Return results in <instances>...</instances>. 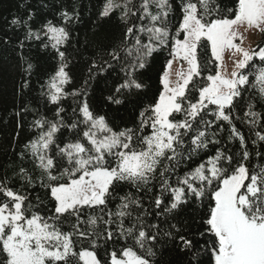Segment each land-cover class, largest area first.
Masks as SVG:
<instances>
[{
    "label": "snow or ice",
    "instance_id": "6c2138e0",
    "mask_svg": "<svg viewBox=\"0 0 264 264\" xmlns=\"http://www.w3.org/2000/svg\"><path fill=\"white\" fill-rule=\"evenodd\" d=\"M231 2L232 6L222 0H180V15L172 24L170 0H104L99 17L110 19L119 9L120 35L98 45L89 80L118 69L123 75L116 93L141 90L142 70L167 50L162 90L140 108L132 127L114 131L103 115L93 113L87 100L77 105L79 116L70 123L61 117L63 108L56 109L55 120L33 122L40 132L25 151L30 150L47 178L41 187L48 190L51 207L43 201L33 205L27 195L0 180V264H72L76 258L83 264H157L155 248L162 239L177 242L181 252L190 253V264H264V112L254 110L264 102V67L255 77L257 101L244 96L250 85L245 71L253 67L254 57L264 64V47H242L246 32L264 34V0ZM60 15L69 23L73 19L67 11ZM42 37L48 41H42L43 46L50 45L60 59L48 83L49 102L56 104L67 95L86 96L88 80L81 90H63L71 80L61 50L69 32L48 21L37 32L29 29L26 36ZM237 39L240 44L234 42ZM201 49L205 56L209 50L211 54L204 64ZM226 49H234L235 55L228 76L217 63ZM179 61L186 62L187 71L177 72L173 81L169 70ZM31 69L29 63L25 71ZM205 71L210 73L206 77ZM108 100L121 103L113 96ZM244 105L247 110L239 118L250 127L259 126L252 140L254 146L260 142L259 148L249 149L233 121V113ZM225 125L227 144L221 136ZM61 129L70 134L66 141L57 136ZM232 141L239 142L238 150L229 146ZM20 175L28 184L33 182L24 168ZM61 178L66 179L58 182ZM125 186L130 190L118 197L113 211L110 198L116 199L114 194ZM157 186L158 193L146 207L139 194L147 195ZM190 202L202 212L196 231L205 242L199 249L195 234L185 235L178 224L169 222V217L175 219L174 210ZM149 215L163 216L167 227L148 222ZM85 242L89 247L75 250Z\"/></svg>",
    "mask_w": 264,
    "mask_h": 264
},
{
    "label": "trees",
    "instance_id": "16d2710c",
    "mask_svg": "<svg viewBox=\"0 0 264 264\" xmlns=\"http://www.w3.org/2000/svg\"><path fill=\"white\" fill-rule=\"evenodd\" d=\"M115 2L120 3L121 0H115ZM170 2L174 6L170 22L175 24L180 15V0H170ZM222 3L232 6L231 0H222ZM103 5L104 0H0V180H7L10 187L27 195L33 205H39L40 201H43L44 204L51 207L50 197L47 195L48 190L41 187L42 179L44 183H47V178L43 175L42 170L36 167L39 162L30 150L25 151V145L36 139L40 132L39 129L33 127L35 120L41 118L55 120L57 119L56 109L63 108L61 117L65 123H70L79 116L77 105L81 101L87 100L93 113L103 115L109 127H112L114 131L132 127V121L138 116L140 108L153 101L162 90L160 75L164 70L163 65L166 63L165 57L168 56L167 50L159 52L156 61L150 60V66L142 70L145 87L141 90H132L131 92L124 90L122 93H116V87L122 82L120 77L123 75L118 69L116 71L108 70L103 75H96L89 80V66L93 56L99 50L98 45L107 43L113 37L120 35L118 25L120 10H115L110 19H101L99 13ZM64 11L73 16L70 23L60 15ZM153 11L155 12L156 9ZM29 15H31V19H29ZM14 19L19 23L13 24L12 20ZM48 21H52L57 27H65L70 34L69 41L61 47V50L66 53L68 64L66 71L71 77L70 82L63 85V90L67 93L81 90L84 87V82L88 80L86 96L67 95L61 97L56 104L49 102L48 83L55 75L60 59L50 45L47 48L43 46V43L48 42L46 37H42V40L26 38L29 29L37 32ZM21 42H23V47H21ZM257 45L264 47V34H260L256 48ZM203 52L204 50L201 49V64L211 58L210 50L207 56ZM29 63L32 64V69L26 72L25 69ZM249 64H253V61H250ZM214 66L210 65L209 68H214ZM261 67H264V64L259 58L254 57L253 67L245 71V75L249 76L250 85L244 96L247 100L251 95L254 103L258 99L259 87L255 77ZM208 74H210L209 71L203 73L205 77ZM25 81L27 87H25ZM252 83L257 86L252 87ZM109 96L121 100V103H113L108 100ZM73 109H77L75 114ZM246 110V105L237 109L233 113V121L241 134L246 137L247 146L251 150L253 147H260V142L255 146L252 145V140L255 139L254 133L260 129L259 126L250 127L239 118L243 117ZM254 110L264 112V102L257 104ZM17 112H20V116L16 115ZM80 127L83 129L84 126L80 125ZM45 130L47 129L45 128ZM228 135L227 125H225V131L221 133L225 144H227ZM57 136L66 141L70 134L66 129H61ZM229 146L233 150H238L239 142L232 141ZM21 153L24 155L22 156ZM253 163H256L255 157ZM181 167L180 174L182 175L183 166ZM21 168H24L28 176L32 178L31 184L21 178ZM65 179L61 178L58 182H64ZM129 190L126 186L122 187L114 194L116 199L110 198L109 207L113 211L116 209V204L119 203L118 197ZM158 191L157 186L153 192H149L147 195L139 194L144 196L146 207L150 198ZM174 211L175 219L169 217V222L178 224L185 235L193 236L195 234L194 239L198 241L197 249H199L200 245L205 242V238L200 237L196 231L200 222L199 217L202 214L200 208L190 202ZM147 221L153 224L159 223L162 229L167 227L163 216L156 218L149 215ZM65 228L67 230L68 226L65 225ZM82 247L87 248L89 245L87 242L82 245L77 244L75 250L79 251ZM180 247L177 242L162 239L161 245H157L155 248L157 264H190L191 254L181 252ZM110 250L111 248H109ZM98 252L100 259H106L103 247L99 248ZM202 258L207 261V257ZM72 264H83V262L76 258Z\"/></svg>",
    "mask_w": 264,
    "mask_h": 264
},
{
    "label": "rangeland",
    "instance_id": "374dc122",
    "mask_svg": "<svg viewBox=\"0 0 264 264\" xmlns=\"http://www.w3.org/2000/svg\"><path fill=\"white\" fill-rule=\"evenodd\" d=\"M260 32L258 30H250L245 33L244 40L242 47L245 49H256V43L260 37ZM237 44H240V40L237 39L234 41ZM235 59L234 49H226L222 53V59L218 61L220 64V71L223 75L228 76V74L233 69V60ZM187 71V64L184 61L174 62L172 69L169 71L171 72V79L175 81L177 79L176 73L179 71ZM99 135H103V133H99ZM83 262V261H82Z\"/></svg>",
    "mask_w": 264,
    "mask_h": 264
}]
</instances>
